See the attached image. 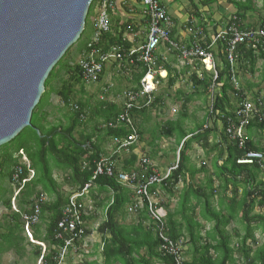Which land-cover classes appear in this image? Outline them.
I'll return each instance as SVG.
<instances>
[{"label": "trees", "instance_id": "16d2710c", "mask_svg": "<svg viewBox=\"0 0 264 264\" xmlns=\"http://www.w3.org/2000/svg\"><path fill=\"white\" fill-rule=\"evenodd\" d=\"M217 1L203 0L202 3L212 5ZM227 2L235 7L234 16L238 24L248 28L242 24V19L249 9L243 6L245 3L250 4V0L244 3L234 0ZM96 3L97 0L92 1L83 32L73 45L78 47L77 52L81 58L87 52V45L93 37L85 38L88 24L95 16ZM258 28L264 29V19L259 21ZM128 31L127 24L118 25L114 30L110 27L109 32L101 34L95 45L96 49L107 53L114 47L124 56V62H127L128 53L134 46L124 38ZM202 34L204 38V33ZM201 45L206 48L205 42ZM73 46L66 51L45 80V90L32 112L30 126L0 147V205L7 211L0 219V258L4 254L12 253L16 257V264H36L38 261L39 264H172V258L160 250L162 242L156 235L155 225L150 219L144 198L142 207H138L136 213H133L137 217L135 223L125 225L119 222L128 207L138 204V197L132 187L118 181V175L141 173L142 168L134 151L137 142L143 140L149 111L164 103L162 94L154 97L148 106L130 111L137 135L136 142L128 146L127 151L117 153L115 148L113 154L103 157L104 143L112 142L116 138H126L130 131L125 125L116 129L107 127L122 112V106L107 100L101 101L92 108V116L88 119L87 110L90 108L87 101H82L81 97L75 101L76 93L85 95V82L81 78L79 63L70 65L67 62ZM223 46L220 41L218 53L221 64H216V78L201 68L199 60H193L191 65L182 63L179 71L172 70L169 67L171 63H164L158 57L157 66L167 71L166 90L173 88L181 75L187 73L192 66L195 70L189 76L193 92L189 95L182 91L177 92V97L181 100V110L176 118L166 120L159 127L157 135L153 134V141L162 137L174 138L176 144L181 145V149L176 168L160 184L151 186L149 193L153 196L159 189L173 194L179 180L184 176L188 161L185 151L191 143H198L210 152L217 150L215 163L225 153L222 165L217 167L219 184L214 187V182L210 180L205 186L193 188L192 185L183 188L178 208L165 215V235L176 247L180 246L179 253L184 264H264V242L258 244L255 237L256 232L264 234V214L255 211H264V148L257 147L246 133L253 129L264 131V103L257 98L253 102L249 100L258 111L248 120L243 130L244 143L239 147L238 139L226 134V127L229 120L238 124L237 106L246 99V95L243 88L234 87ZM238 54L235 77L238 65H249V72L253 74L258 61L262 63L264 73L263 50H252L240 45ZM175 56L173 61L179 62L181 59ZM60 72L67 77L59 79ZM145 73L146 68L142 64L136 62L131 66V86L127 91H138ZM102 76L103 71L98 82ZM157 79L159 85L164 84L159 76ZM57 80L61 82L53 88L52 83ZM245 90L247 91L246 88ZM51 94L67 109L61 116L66 121L65 124L57 117L53 122L49 121L45 108L49 105ZM196 99L207 103L204 107V119L193 122L194 128L187 130V106ZM141 105L144 103L141 102ZM217 121L222 126L219 143L220 147H224L222 149L219 146L209 148L207 142ZM212 122L214 124L210 127L208 123ZM249 152L260 153L262 159L254 160L251 164H238L237 161L245 158ZM101 162L112 166L113 176L95 175ZM147 168L149 173L154 170L151 163ZM239 188H242L241 194H238ZM73 197L76 217L82 222L81 226H76V233L80 229L83 231L78 237L64 233L57 227L61 221L67 224L75 220L74 214L68 213L73 211ZM215 197L217 209L214 206ZM12 199L17 210L12 208ZM36 208L37 223L30 225L26 234L22 217L34 214ZM94 223L96 228L92 230L90 226ZM207 224H211L210 229L202 235ZM231 224L234 228L230 233L227 228ZM58 234L63 235V238L59 240ZM93 234L98 235L100 241L93 244V252L83 254L84 241ZM65 239H70L71 245L63 259H60V250Z\"/></svg>", "mask_w": 264, "mask_h": 264}, {"label": "built area", "instance_id": "2783aa9c", "mask_svg": "<svg viewBox=\"0 0 264 264\" xmlns=\"http://www.w3.org/2000/svg\"><path fill=\"white\" fill-rule=\"evenodd\" d=\"M143 8V15L147 20V33L144 43L136 49L129 51L127 56V65L133 66L136 62L142 64L146 68V73L139 83V90L125 91L122 95V112L118 114L113 122L107 124L108 128L116 129L121 125H125L129 130L130 135L123 139H113L112 144L116 148V152L124 150L127 151V147L134 144L137 140L135 128L130 116V111L140 108L142 106H148L154 99V94L159 86V80L157 76H164L165 72L161 67L157 66L158 50L165 47L168 52H173L178 58L184 62H193V60H199L201 68L212 74L214 78L217 77L216 60L213 54L208 51L207 45L204 48L200 41L203 38L202 29L189 30L193 36V41L189 45H180L172 41V28L173 23L170 17L167 15L164 7L158 0H138ZM113 0H97L95 11L97 16L94 21L95 30L90 43L87 45V52L79 61L80 74L85 84H93L98 82V78L102 73L104 66L110 61L124 64V56L116 49L111 48L107 53H101L96 49L95 45L99 42L101 34L107 33L110 30L108 10L113 8ZM200 41V42H199ZM223 43V53L229 64L232 82L235 89H237V83L235 81V65L239 57L238 49L240 45L246 46L248 49H261L264 52V29L261 28H243L238 24L237 18L231 16L221 29L214 35L212 39L213 44L219 42ZM135 58V59H134ZM141 102L144 105H141ZM211 102V101H210ZM257 109L254 104L249 100L244 99L241 101L236 110V118L239 120L238 124H235L233 120H229L226 127V134L232 136V138L238 139V145L241 147L244 143L243 130L248 124V120L257 114ZM262 155L260 153L249 152L245 155V158L237 161L238 164H251L254 160H261ZM24 158V162H25ZM138 162L142 168L140 174L131 172L129 174L119 173L118 181L123 184H128L132 187L138 197V204L128 207V212L136 213L137 208L142 207V199L147 201L148 212L151 221L155 225V232L157 237L161 240L162 245L160 250L169 258H172V264H184L183 257L181 256L180 246H175L165 235L166 228L164 223L163 214L160 213L155 207L153 196L150 195L149 189L155 184H160L165 180L170 173L176 168V166L170 167L164 174L157 173L152 170L148 172L147 166L149 165L148 159L141 156ZM112 166L106 165L105 162H101L95 175L106 174L107 176H113ZM17 175H15V179ZM74 197L71 198V208L74 214L75 220L69 221L65 224L64 221L58 223V228L64 233H70L73 237L82 235L83 231L80 229L76 233V226H81L82 222L76 217V206ZM66 211V213H67ZM38 208L35 209L34 214L28 216L24 215L22 221L26 228L30 225L37 223ZM57 238L60 240L63 235L58 234ZM71 245L70 239L64 240V246L60 250V259L67 253V248Z\"/></svg>", "mask_w": 264, "mask_h": 264}, {"label": "crops", "instance_id": "0c3cea01", "mask_svg": "<svg viewBox=\"0 0 264 264\" xmlns=\"http://www.w3.org/2000/svg\"><path fill=\"white\" fill-rule=\"evenodd\" d=\"M158 1L164 7L167 15L170 17L173 23L172 41L180 45H189V43L191 42V39H193V36L188 31V29L191 31L202 29L204 33V39L200 41L205 42V44L207 45L208 51H210L213 54L216 60V63L220 65L221 58L218 53V49H219L218 43L213 44L212 39L214 35L226 23V21L231 16H234L236 12L235 7L231 3L227 2V0H218L216 3L212 5L203 4L202 3L203 0H158ZM234 1H237L239 3L240 2L244 3L246 0H234ZM113 2H114L113 8L111 10H108L110 27L114 30V28H116V26L118 25L127 24L129 27V31L124 35V38L126 39L127 42L134 45L132 49L138 48L144 43L145 38H146V33H147V20L143 15L142 6L138 2V0H113ZM244 5L245 6L243 7L247 9L249 8V9L245 14L244 19H242L243 21L242 24L248 28L249 27L257 28L259 21L261 19H264V0L262 1L261 0H250V4L245 3ZM193 14L195 15L193 16ZM94 21H95V16L94 18H92L91 22L88 24L87 34L85 37L87 39L91 38L95 30ZM172 55L175 56L173 52H168L165 47L161 46L158 50V57L164 63H171L169 67L172 70L176 69L180 71L181 66L184 64V61L182 60H180L179 62L173 61L174 56ZM123 63L124 64L122 66L128 67L127 62H123ZM186 63L190 65L192 64V62H186ZM117 64L116 62H114V60H110L104 66V69H103V76L106 74L109 75L110 82L111 83L114 82V84L117 82H121L123 80L126 81L128 79V76H125V75H127L128 73L130 75V72H131V66H129L130 70L129 69L125 70L127 74H123L125 77L118 76V74H115L116 73L115 69H116ZM258 68L259 67L255 66V69H254L255 74L258 72L257 71ZM236 69H237V76H236L237 87H240L241 89L243 88V92L246 95V99L253 102V99L257 98V100H259L261 103L262 102L264 103V89L258 87V84H257L258 82H250L248 80L244 82L241 78V74L239 73L240 69L243 70L244 72L250 73L249 65H246V67H241V65H238ZM193 70H195L194 66H192V68H190V70L186 72L187 74H190ZM162 71L165 72V75L160 76V78L163 80L164 84L159 85V86L165 85L166 87L165 79L167 76V71L163 68H162ZM256 75H258V73ZM128 80H131V78L129 77ZM179 80H182V77H180ZM177 83L178 82H176V84ZM105 86H107L106 82H105ZM110 86H112V84H110ZM245 88L247 89V91L245 90ZM112 93L117 96L116 97L117 100H113L112 103L121 107L122 106V94L121 93L119 94L117 90L116 92L112 90ZM258 93H260L262 97H260ZM248 94H251L252 96L248 98L247 97ZM191 119H192V114H189V119H187L185 123V128L187 130H192L194 128V126L193 128L191 127L192 125L190 122ZM203 119H204V112H202V114L200 115L199 120L202 121ZM170 120H173V119H170ZM196 122H198V120ZM213 124H214L213 122L208 123L210 127H212ZM221 128L222 126L220 122L218 121L215 122V129L213 128L214 132L211 133L207 141L209 148L212 147L214 149L215 147L220 145L219 143L221 141V138H220ZM145 132H144V136H145ZM246 133L247 135L249 134L250 138L252 139V141L257 147L264 148V131L253 129L251 131H246ZM188 137H186V139ZM161 139H163V137ZM170 139H174V138H170ZM159 140L160 139H156L155 141H153L151 136H150V139L145 140V137H143V140L140 141L141 146H137L134 152L137 155V159L144 155L146 158H148V160L150 159L149 161L155 171H157L160 174H164L167 168L173 165V163L175 164L177 163L181 145H179L180 148L177 152L173 153L172 148L170 149L172 154L170 155L168 154V157H167L168 161L169 160L170 161L166 163V165H163L162 163H160L159 159L157 158L161 156L166 157L165 151L163 150L164 148H162V146L159 144L160 142ZM110 142L111 141H108V143ZM194 148H199L202 151V155L205 156V159L202 156L201 157L197 156V158H195V161H194L190 156V154L194 152ZM218 148L222 149L224 147L219 146ZM103 150L105 151L103 157H109L111 154L114 153L115 147L111 143L109 153L107 152L105 145H103ZM148 150L150 151V153L146 155L145 152ZM185 154L188 158V161L186 163V169L184 171V176L183 178L179 180L177 188L173 190V194H168L158 189L156 191V194L153 195L155 206L158 210H160V213L163 214L164 221H165V215L168 211H173L176 208H178L179 199H180L179 197H180V193L183 188L192 186V185L194 186L193 188L197 186H205V184L209 182L210 180L214 182L213 183L214 187H216L219 184V181H217V174H218L217 167H220L222 165V162L226 157L225 153H223L222 158L215 163L217 150L215 151L213 150L210 152L209 150L202 148L201 145L198 143H191V145L186 149ZM173 157L176 158L174 162L171 161ZM177 190H179V192L177 195H175V192ZM241 190L242 188L238 189V194H241ZM162 196H167V201L162 199ZM173 196H175L176 198L175 199L176 205L172 209H170L169 200ZM228 196H230L229 193H228ZM192 204H194V202H192ZM214 206L217 209L216 197L214 200ZM126 214L127 213L125 212L123 216L119 218V222H122V224H125V225H130L136 222L137 220L136 216L132 217L130 220H127ZM197 220L201 222L202 224H204L199 218H197ZM210 226L211 224L205 225V229L202 231V235H204L205 232H207L210 229ZM233 228L234 226L233 224H231L227 228V230L231 233Z\"/></svg>", "mask_w": 264, "mask_h": 264}, {"label": "water", "instance_id": "95a60500", "mask_svg": "<svg viewBox=\"0 0 264 264\" xmlns=\"http://www.w3.org/2000/svg\"><path fill=\"white\" fill-rule=\"evenodd\" d=\"M92 1L0 0V147L30 126L45 80L80 38Z\"/></svg>", "mask_w": 264, "mask_h": 264}, {"label": "rangeland", "instance_id": "374dc122", "mask_svg": "<svg viewBox=\"0 0 264 264\" xmlns=\"http://www.w3.org/2000/svg\"><path fill=\"white\" fill-rule=\"evenodd\" d=\"M262 1V0H261ZM95 18L97 16V13H94ZM86 42V39H83ZM83 41V42H84ZM85 42L83 43V45L85 44ZM82 45V46H83ZM77 46H73L72 49L69 52L68 58H67V62L70 63V65L79 63L80 59H81V55L78 54L77 52ZM171 55V54H169ZM117 64V63H116ZM257 67H259L257 69V73L258 75L254 74H250L248 72H244L243 70L240 69V74H241V78L244 82H246V80L250 81V82H258V87L264 89V73L262 71V63L260 61L257 62L256 64ZM118 69V70H117ZM129 68V66H121V64H117L116 65V69H115V74H118V76H128V79L130 77L129 73L127 74V72H125V70H127ZM123 74H127V75H123ZM111 76V74H110ZM189 76L190 74H183L182 80H179L178 83L171 88L170 90H166L165 85L163 86H159L157 87V92L156 94H154V96H159L160 94H162V97L164 99V103L163 104H159L157 105L155 108H153V110H150L148 113V120L147 123L144 125L145 127V140L153 138V136L157 135V132L159 130V127L162 125V123H164L166 120L168 119H175L178 112L181 110V100L177 97V92L178 91H182V93L184 94H190L191 92H193V88L191 86V83L189 81ZM67 76L64 75L63 72H60L59 74V79H65ZM104 77V78H103ZM249 78V79H248ZM126 80V81H121V82H117L114 84V82H110V77L109 75H104L102 76L101 81L97 82V83H93V84H85L84 91H85V95L81 96V94L76 93V98L75 101H78V99H80V97L82 98V101H87L88 105H89V110H87V118L89 119L92 115H91V110L92 108H94L95 106H97L101 101H110L112 102L113 100H117L116 99V95H114L112 93V90H114L116 92V90L118 91V93L123 94L125 91L128 90V88L131 86L130 80ZM61 82V81H60ZM59 80H57L56 82H53L52 84L54 85L53 88H56L57 86H59L60 84ZM105 82L107 84V86H105ZM110 84H112V86H110ZM108 88V89H107ZM79 89V86L76 87V91ZM106 89V90H105ZM109 90H111L109 92ZM261 91V90H260ZM164 93V94H163ZM256 94V93H254ZM260 97L261 94L258 93ZM251 94H248V98L251 97ZM206 102H204L203 100H194L192 101L188 106H187V111L189 114H192V119L190 120L191 122V127L193 128V122H196L197 120L200 119V115L202 114V112H204V107H206ZM208 104H210V102H208ZM45 110L48 112L49 114V121L53 122L54 119L57 117L58 119L62 120L63 124H65V120L61 117L63 114L66 113L67 109L63 108L62 103L59 101V99L54 95L51 94L49 97V105L45 108ZM88 131V130H87ZM154 134V135H153ZM76 138H78V134H76ZM160 139L159 144L162 146V148H164L163 150L165 151V156L166 157H157L160 161V163H162L163 165H166V163H168V154H172L171 152V148L174 152H177L180 148L179 145H176V141L175 139H167V138H157ZM112 142L108 143H104L105 148L107 150V152H110V144ZM112 146V145H111ZM137 146H141L140 141L137 142ZM148 153H150V151H146L145 154L147 155ZM144 156V155H143ZM191 158L195 161V158L198 157H203L205 159V156L202 155V151L199 148H194V152L192 154H190ZM145 157V156H144ZM146 158V157H145ZM139 159V158H138ZM24 161V158L22 159ZM150 160V159H149ZM176 160L175 157L172 158V162H174ZM171 165V164H170ZM175 166V163H173V165H171L170 167ZM169 167V168H170ZM168 169V168H167ZM57 180H59V178H57ZM179 192V190H177L175 192V195H177ZM16 193V191L14 192V194ZM162 199L167 201V196H162ZM175 196H173L169 201H170V209H172L175 205ZM12 208L13 210H17V206L15 204V201L12 199ZM258 213L264 214L263 210H255ZM7 213V211L0 205V219L5 216ZM126 219L130 220L132 217H135L136 215L133 213H130L126 210ZM91 229L95 230L96 225L91 224ZM26 234H28L29 229L28 228H24ZM43 230V228H42ZM256 236V240L258 242V244H262L264 242V234H261L260 232H256L255 233ZM30 240V239H29ZM100 241V237L98 235L93 234V236L91 238H89L88 240L84 241V245L82 247L83 250V254H87L90 252L94 251V243L95 242H99ZM16 257L12 254V253H7L2 255V257L0 258V264H16ZM75 261V259H74ZM19 264H22V262H20ZM36 264H39V261L36 262ZM65 264V263H64Z\"/></svg>", "mask_w": 264, "mask_h": 264}, {"label": "bare ground", "instance_id": "6f19581e", "mask_svg": "<svg viewBox=\"0 0 264 264\" xmlns=\"http://www.w3.org/2000/svg\"><path fill=\"white\" fill-rule=\"evenodd\" d=\"M96 6V5H95ZM41 200V199H40ZM32 227V226H31Z\"/></svg>", "mask_w": 264, "mask_h": 264}]
</instances>
